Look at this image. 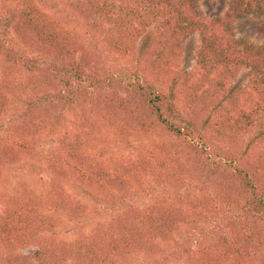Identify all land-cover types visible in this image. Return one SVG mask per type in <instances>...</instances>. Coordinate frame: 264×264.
<instances>
[{
  "label": "trees",
  "instance_id": "1",
  "mask_svg": "<svg viewBox=\"0 0 264 264\" xmlns=\"http://www.w3.org/2000/svg\"><path fill=\"white\" fill-rule=\"evenodd\" d=\"M40 1L0 0L16 10L7 34L17 39L0 33L6 63L0 115L12 97L24 98L16 120L0 127V174L43 148L45 136L55 138L45 156L47 193L16 192L0 207V264H118L121 254H157L185 225L219 211L218 220L200 229L194 248L183 247L184 264L264 263V140L238 151L264 118V47L232 30L238 20L264 18V0H230L225 13L213 17L198 0H65L123 61L115 69L103 66ZM194 35L200 42L195 66L179 79L175 68ZM242 71L245 83L231 85ZM38 72L43 83L55 79L70 93L95 96L61 126L32 100ZM27 73L32 87L19 78ZM114 134L157 142L133 157H105L99 148ZM184 142L192 157L182 156ZM150 178L183 194H165L144 207L130 203ZM74 184L112 199L116 209L107 223L67 242L56 235L52 215H84V205L66 188Z\"/></svg>",
  "mask_w": 264,
  "mask_h": 264
},
{
  "label": "rangeland",
  "instance_id": "2",
  "mask_svg": "<svg viewBox=\"0 0 264 264\" xmlns=\"http://www.w3.org/2000/svg\"><path fill=\"white\" fill-rule=\"evenodd\" d=\"M230 0H198L200 10L207 16H222L227 10ZM39 4L44 11L50 16L58 20L61 24H67L73 28L82 42L90 47L96 59L106 67L116 68L123 61H119L116 55L111 51L110 46L103 40V36L87 27L78 18L66 4L65 0H42ZM15 8L9 4L0 2V33H3L10 40H17L14 33L7 34L12 24V14L15 13ZM11 22V24H10ZM232 30L235 37L243 39L256 46L264 47V18L254 19L247 18L238 20L232 25ZM150 34L153 33V28L149 29ZM197 35L191 37L185 42L184 50L181 54V59L175 72L179 79H184L183 75L190 72L195 66L194 50L199 47ZM141 44L139 45V47ZM44 69V65L41 66ZM6 68L3 58L0 56V79ZM40 72L36 73L35 96H32L33 101L42 102V106L49 109L54 117L60 118V125H65L73 119L74 112L87 102L93 100L94 92L77 91L70 93L68 89L61 86L55 79L49 82H42L39 77ZM175 74L170 75L171 77ZM30 74L22 75L21 80L28 79V85L32 87ZM176 76V75H175ZM174 76V77H175ZM170 78H168V81ZM245 72H239L232 80L231 85H240L245 83ZM42 85V87H41ZM171 86V85H169ZM32 90L31 88L28 89ZM102 88L100 91H104ZM178 90V88H177ZM27 91V92H28ZM31 92V91H30ZM29 93V92H28ZM18 95V94H17ZM179 98L182 95H178ZM24 98L20 100L12 97L10 108L7 112L0 115V127L7 129L12 121H15L22 110ZM224 100V99H223ZM68 102H73L75 110H70ZM182 101L177 102L180 104ZM224 103V102H222ZM79 106V107H78ZM59 132V131H58ZM264 140V118L243 137L238 147L240 153H247L253 147L259 146ZM54 134L45 136L42 140L43 148L35 150L33 156L25 159L21 164L9 166L0 174V207L5 203L9 196H13L16 192L31 191L35 194L47 193L51 184L50 174L46 170L45 156L49 150L55 145ZM157 142L155 136H121L114 134L113 137L99 148L100 152H104L105 157H133L147 149H150ZM182 156L184 158L192 157L194 151L184 142L182 144ZM150 178L142 186L141 191H138L131 202L137 203L139 206H148L157 199H160L165 194L169 196L171 193L183 194L182 191L170 189L169 187H160L159 183ZM162 185V184H161ZM67 191L78 199L85 207V213L78 220H70L68 217L61 215H52L57 221L55 229L56 235L67 242L77 240L87 236L90 231L97 225L107 223L114 215L116 207L111 206L112 199H104L97 195L94 191L89 190L81 184L66 185ZM144 188L150 189L148 193ZM139 189V190H140ZM174 190V191H173ZM214 189L212 192L214 193ZM129 203V202H128ZM133 204V203H132ZM118 208V207H117ZM222 212L217 214H208L201 221L187 224L181 229L179 234L173 236L169 241L160 243V251L155 255H148L141 252H130L119 256L118 264H184L186 254H183L182 249L185 247L194 248L199 241V231L205 226H208L211 221L218 220ZM182 241L184 244L182 245ZM28 250H24V253ZM249 264H264L262 262H254Z\"/></svg>",
  "mask_w": 264,
  "mask_h": 264
}]
</instances>
